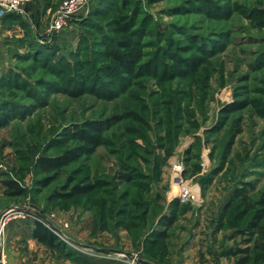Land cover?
Wrapping results in <instances>:
<instances>
[{
	"label": "rangeland",
	"instance_id": "1",
	"mask_svg": "<svg viewBox=\"0 0 264 264\" xmlns=\"http://www.w3.org/2000/svg\"><path fill=\"white\" fill-rule=\"evenodd\" d=\"M61 1L33 0L24 17L0 18V106L23 109L0 126V214L41 210L77 264L88 253L168 262L175 222L201 221L215 264H237L241 254L225 252L246 246L239 230L248 217L228 201L236 188L264 189V0H93L49 33ZM121 14L137 20L142 57L132 74L102 53V41L119 36L111 22ZM82 86L89 90L72 93ZM105 118L112 123L90 156L40 170L41 156L73 146L65 140L73 125ZM178 178L191 187L185 201ZM6 179L24 193L7 195ZM86 183L98 187L56 195Z\"/></svg>",
	"mask_w": 264,
	"mask_h": 264
},
{
	"label": "trees",
	"instance_id": "2",
	"mask_svg": "<svg viewBox=\"0 0 264 264\" xmlns=\"http://www.w3.org/2000/svg\"><path fill=\"white\" fill-rule=\"evenodd\" d=\"M92 10V8H90ZM10 15V14H8ZM8 15H6L8 17ZM4 16V17H6ZM82 19L80 22H83ZM137 20L135 16L129 14H121L113 18L111 27L119 36L114 41H102L104 56L112 59L117 64V69L122 73L132 74L139 65L142 57L141 48L136 31ZM173 57V56H172ZM175 59V58H174ZM108 75L114 76V73ZM89 90V87L82 86L77 91L72 92L74 95H80ZM241 105L227 107V111H232L242 107ZM23 109L18 104H4L0 106V126L10 123L14 118L18 117ZM112 119H86L80 124L73 125L68 136L65 140L72 142L73 146L64 150L61 154L55 157L41 156L38 159V165L44 173H54L59 171L62 167L70 164L71 162L79 160L83 156H90L98 146L103 144L104 132L111 125ZM67 142V143H68ZM48 178L45 183L49 182ZM6 194L10 196H21L24 189L14 179H6ZM98 187L97 183L74 184L69 190L66 187L64 191L57 193L60 199H70L80 194H86L94 191ZM237 202V218L243 219L248 217L243 228L239 232L244 236L243 242L245 247L229 250L225 253L237 255L241 254L238 258L237 264H247L252 260L258 264H264V189L258 194L254 195L247 190L246 187L236 188L228 205ZM174 206L179 204V200L173 201ZM45 217V213L36 209ZM36 226L34 228V237L41 242L47 243L58 249L66 248V241L60 238L54 230L45 223V220L36 216ZM177 219L175 210L166 218V228L171 226ZM167 232H158L157 237H168Z\"/></svg>",
	"mask_w": 264,
	"mask_h": 264
},
{
	"label": "crops",
	"instance_id": "3",
	"mask_svg": "<svg viewBox=\"0 0 264 264\" xmlns=\"http://www.w3.org/2000/svg\"><path fill=\"white\" fill-rule=\"evenodd\" d=\"M26 14L27 12L21 15L24 17ZM53 222L51 221L52 224ZM180 223L182 222L176 221L174 224L178 227L175 234L171 236L172 242L168 252V262L155 264H215L214 255L209 249L211 242L205 238V223L201 221L199 223L195 221ZM54 224L56 227L58 226L55 222ZM35 226L36 222L32 217L26 219L13 218L7 222L0 234V253L3 264H77L76 262L73 263L68 254L61 249L35 238L33 234ZM207 230L210 231V227ZM216 232L218 235L221 233L219 230ZM216 242L214 246H217ZM112 243L109 242V244ZM98 248L112 252V247H96V249ZM222 258H225V255ZM122 261V256L88 253L85 256V263L78 264H122Z\"/></svg>",
	"mask_w": 264,
	"mask_h": 264
},
{
	"label": "built area",
	"instance_id": "4",
	"mask_svg": "<svg viewBox=\"0 0 264 264\" xmlns=\"http://www.w3.org/2000/svg\"><path fill=\"white\" fill-rule=\"evenodd\" d=\"M92 1L93 0H62L59 8L50 20L48 32L54 33L64 29L70 24V22H72L74 18L77 17V14L80 10L90 7ZM32 2L33 0H0V18L6 16L9 13L25 14L26 8ZM179 180H182V178L177 179V183L180 184L178 193H180L181 199L185 201L192 195L191 187L186 183L181 184ZM34 211L35 210L29 206L14 205L9 207L0 215L1 232L9 220L13 218L26 219L32 215L37 216ZM45 223L49 225L46 221ZM54 232L60 238L68 242L67 237L61 230H54ZM122 260V264H142L137 261L134 256L129 257L127 254L124 257L122 256Z\"/></svg>",
	"mask_w": 264,
	"mask_h": 264
},
{
	"label": "water",
	"instance_id": "5",
	"mask_svg": "<svg viewBox=\"0 0 264 264\" xmlns=\"http://www.w3.org/2000/svg\"><path fill=\"white\" fill-rule=\"evenodd\" d=\"M3 213V212H2ZM1 213V214H2ZM34 213L38 216V217H40V218H42L43 220H45L48 224H49V226L52 228V229H54V230H56V231H60L59 230V228H57L55 225H53L52 223H51V221H49L42 213H40L39 211H34ZM0 214V215H1ZM0 233H1V226H0ZM98 251H102V252H109V250H106V249H104V248H98ZM131 256H134L135 257V259L137 260V261H139L140 263H142V264H155V263H153V262H150V261H148V260H145V259H143L140 255H138V254H132L131 253ZM0 264H3V261H2V257H1V253H0Z\"/></svg>",
	"mask_w": 264,
	"mask_h": 264
},
{
	"label": "bare ground",
	"instance_id": "6",
	"mask_svg": "<svg viewBox=\"0 0 264 264\" xmlns=\"http://www.w3.org/2000/svg\"><path fill=\"white\" fill-rule=\"evenodd\" d=\"M179 191V190H178Z\"/></svg>",
	"mask_w": 264,
	"mask_h": 264
}]
</instances>
